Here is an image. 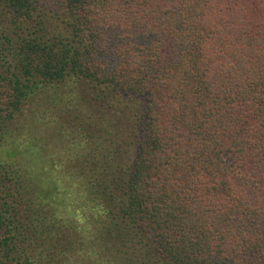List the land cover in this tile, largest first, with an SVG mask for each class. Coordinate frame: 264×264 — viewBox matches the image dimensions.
Masks as SVG:
<instances>
[{
  "label": "trees",
  "instance_id": "trees-1",
  "mask_svg": "<svg viewBox=\"0 0 264 264\" xmlns=\"http://www.w3.org/2000/svg\"><path fill=\"white\" fill-rule=\"evenodd\" d=\"M0 140V264H264V0H0Z\"/></svg>",
  "mask_w": 264,
  "mask_h": 264
},
{
  "label": "rangeland",
  "instance_id": "rangeland-1",
  "mask_svg": "<svg viewBox=\"0 0 264 264\" xmlns=\"http://www.w3.org/2000/svg\"><path fill=\"white\" fill-rule=\"evenodd\" d=\"M51 12H53V13H55V11L54 10H52ZM54 18L53 17H51V18H49V20H47L46 22L48 23V25H49V27H50V29H56V26L58 25L57 23H56V21L54 20ZM62 27V25L59 27V29ZM35 125H36V127H39V128H42V121H38V122H36L35 123Z\"/></svg>",
  "mask_w": 264,
  "mask_h": 264
},
{
  "label": "snow or ice",
  "instance_id": "snow-or-ice-1",
  "mask_svg": "<svg viewBox=\"0 0 264 264\" xmlns=\"http://www.w3.org/2000/svg\"><path fill=\"white\" fill-rule=\"evenodd\" d=\"M0 147H2V140H0Z\"/></svg>",
  "mask_w": 264,
  "mask_h": 264
}]
</instances>
